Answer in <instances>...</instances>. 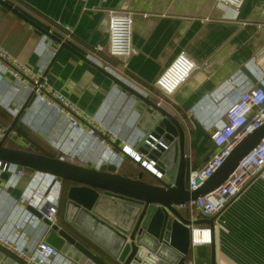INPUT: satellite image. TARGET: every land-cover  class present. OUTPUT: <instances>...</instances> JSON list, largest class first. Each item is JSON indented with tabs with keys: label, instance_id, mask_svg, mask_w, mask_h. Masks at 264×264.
<instances>
[{
	"label": "crops",
	"instance_id": "0c3cea01",
	"mask_svg": "<svg viewBox=\"0 0 264 264\" xmlns=\"http://www.w3.org/2000/svg\"><path fill=\"white\" fill-rule=\"evenodd\" d=\"M5 1L64 40L78 54L90 56L108 66L110 71L144 95L155 97L160 106L184 126L187 148L185 184L190 171L202 168L215 149L207 128L223 119L227 106L242 90L253 85L242 68H246L254 80L264 71V0H246L239 12L217 0ZM110 9L132 13L134 53L124 65L107 53V11ZM66 26L71 28L68 39ZM0 46L33 70L42 71L51 87L61 91L84 112L102 120L114 135L113 141L107 140L114 152L122 153V145L137 148L136 142L144 132L138 125L140 114L136 109V98L78 55L65 48L59 50L55 41L2 5ZM97 46L101 50H97ZM180 50L187 52L197 68L182 85L167 95L157 89L154 82ZM51 51L56 55L51 57ZM13 87L11 78L2 76L0 94L4 93L5 103L0 102V108L5 111L7 103L14 107L24 100V94ZM24 113L32 117L39 114V123L47 118L45 124H48L49 135L60 143L69 134L67 122L36 100L25 107ZM19 122L30 135L25 122ZM0 123L3 128L11 124L2 119ZM5 145L20 147L10 139ZM90 147L91 144L87 145ZM61 148L58 152L55 150L59 156L69 153ZM94 149L100 150L99 156L89 158L94 163L113 162L128 176L156 183L152 173L127 155L122 153V161L116 157L114 161L105 158L101 145L94 146ZM87 152L88 149L84 151ZM87 160L77 154V163L85 165ZM16 172L11 164L0 172V233L17 239L31 250L35 241L45 238L48 232L37 207V198L39 194L44 197L50 186L45 189L47 182L43 173ZM70 185L66 181L60 182L57 222L62 228L68 227L64 220V204ZM35 188L36 195L32 194ZM184 210L189 211L193 221L207 218L187 206ZM189 228L211 230L205 222L193 223ZM211 232L212 242L193 245L190 231L186 264L190 260L195 264H264V177L255 178L226 205L214 218ZM103 237L104 244H109L110 235ZM96 249L101 248L96 246ZM163 255L168 260L174 258L168 252ZM52 264L80 263L61 254Z\"/></svg>",
	"mask_w": 264,
	"mask_h": 264
},
{
	"label": "water",
	"instance_id": "95a60500",
	"mask_svg": "<svg viewBox=\"0 0 264 264\" xmlns=\"http://www.w3.org/2000/svg\"><path fill=\"white\" fill-rule=\"evenodd\" d=\"M0 5L55 41L59 50L65 48L78 55L132 94L138 101L136 109L140 114L139 128L144 132L140 139L143 146L148 148V142L154 143L159 138L167 143L166 148L156 144L158 150L152 152L161 165L157 169L162 177L152 174L156 183L128 176L113 162L81 165L60 156L44 155L34 144L12 132L16 123L22 121L25 107L34 101V95H28L5 128V136L0 140V162L14 165L17 171L49 174L58 182L71 183L64 204V220L68 227L62 228L43 218L48 228L45 240L80 264H164L162 260L167 264H186L189 226L205 222L212 231L214 217L193 221L189 211L184 210L185 205L214 191L224 182L239 160L264 136V124L245 135L202 185L189 191L185 188L187 148L184 126L165 111L155 97L144 95L90 56L78 54L64 40L7 1L0 0ZM242 71L255 83L246 68ZM0 129H3L1 123ZM7 139L20 147L5 145ZM106 234L110 235L109 244H104ZM5 252L0 248V264H23L14 254L6 252V256ZM166 252L173 254L176 260H168L163 255Z\"/></svg>",
	"mask_w": 264,
	"mask_h": 264
},
{
	"label": "built area",
	"instance_id": "2783aa9c",
	"mask_svg": "<svg viewBox=\"0 0 264 264\" xmlns=\"http://www.w3.org/2000/svg\"><path fill=\"white\" fill-rule=\"evenodd\" d=\"M221 4L231 6L236 12L242 8L246 0H217ZM132 13L123 10L110 9L107 11V32L109 56L125 64L126 60L134 53L132 46ZM66 38H70L71 28L65 27ZM101 50L100 47H96ZM55 55L54 51L50 56ZM105 69L110 70L108 66ZM197 68L196 63L189 57L185 50H180L175 58L168 64L163 72L157 77L154 86L164 94H172L182 85ZM7 75L14 84V90L24 94V100L14 107L8 103L4 106L7 112L14 117L22 107L28 95L33 94L34 100L42 106L50 109L54 115L61 116L68 124L70 131L67 137L68 144L85 145L86 142L92 147L101 145L104 148V156L107 159H123L122 153L127 155L143 169L157 177H162L157 169L158 161L153 157V151L158 150L156 144L166 148V141L161 138L155 139L154 143L148 142V148L139 141L137 148L122 145V153L114 152L108 144L114 140V135L108 126L95 116L81 110L74 102L66 97L61 91L51 87L44 78L42 71H35L17 58L13 57L7 50L0 46V79ZM260 84L262 87L256 85ZM264 124V71L257 77L253 85L242 90L237 98L225 109L223 119L209 126V138L214 145V151L200 169L190 171L186 180L185 188L189 191L195 190L202 185L226 159L234 146L254 129ZM113 132H117L116 130ZM5 136V128L0 129V140ZM66 143V142H65ZM63 153V152H62ZM75 151L60 155L74 156ZM65 160V159H64ZM119 161L118 163H120ZM6 163L0 162V172L7 168ZM9 168V167H8ZM22 171H17L20 174ZM42 175V174H41ZM47 182L45 189L50 186L49 191L42 197L37 198V207L41 216L50 223H58V198L60 182L54 176L44 174ZM264 177V136L248 151L238 162L235 169L214 191L198 196L192 202L187 203L190 210H195L203 217H217L231 201L235 200L243 190L257 177ZM53 190V191H52ZM36 195L37 189L32 190ZM52 192V195L50 194ZM191 243L205 244L211 242L212 232L209 228H192ZM0 248L8 253L14 254L23 264H52L59 258L60 251L49 244L45 238L40 237L35 241L31 250H27L23 243L8 235L0 233ZM189 264H195L193 260Z\"/></svg>",
	"mask_w": 264,
	"mask_h": 264
},
{
	"label": "rangeland",
	"instance_id": "374dc122",
	"mask_svg": "<svg viewBox=\"0 0 264 264\" xmlns=\"http://www.w3.org/2000/svg\"><path fill=\"white\" fill-rule=\"evenodd\" d=\"M0 102L5 103L4 93L2 95L0 94ZM10 107H12V106L10 105ZM31 117H32V115H30L29 113H26V114L24 113V115L22 117V121L25 122L24 123L25 125H27V127H28L27 130L29 131V133L32 137H34L35 139H38V140L41 139L46 143L49 142L50 148H53L57 152H58V149H61V150L63 149V148H61V146L64 147L65 150H69L70 152H72V151L76 152V156H73V157L72 156H65V160L79 164V163H77L78 162L77 161V154H80L81 156H84V157H86V159H88L87 162H85V163H88V162L94 163V161H91L89 158L93 159V157L96 158V156L100 155L99 154L100 150H96V149H94V147L87 148V145H90V144H88V142H86L85 145H81V146L78 144H68L67 140L69 139V136L67 137V135L64 137V139H62L63 143H60L58 139H55L51 135H49L48 124H47V126L45 124L46 121H48L46 116H44L46 119L42 120L41 123H39L40 119H41L39 114L37 116L33 115L32 118ZM48 117H49V115H48ZM31 128H34L33 129L34 131L31 130ZM86 149H88V152L84 153V151ZM94 164H96V163H94Z\"/></svg>",
	"mask_w": 264,
	"mask_h": 264
},
{
	"label": "trees",
	"instance_id": "16d2710c",
	"mask_svg": "<svg viewBox=\"0 0 264 264\" xmlns=\"http://www.w3.org/2000/svg\"><path fill=\"white\" fill-rule=\"evenodd\" d=\"M0 119L6 121V122H12L13 117L4 109L0 108ZM14 131L18 133L22 138L26 139L28 142L34 144L40 153L55 157L59 156L55 150L51 149L49 145L46 142H42L40 140L35 139L31 135L25 133L24 128L22 127V124L20 122H17L14 126Z\"/></svg>",
	"mask_w": 264,
	"mask_h": 264
},
{
	"label": "bare ground",
	"instance_id": "6f19581e",
	"mask_svg": "<svg viewBox=\"0 0 264 264\" xmlns=\"http://www.w3.org/2000/svg\"><path fill=\"white\" fill-rule=\"evenodd\" d=\"M120 160H118V162H119ZM96 163H98V162H96Z\"/></svg>",
	"mask_w": 264,
	"mask_h": 264
}]
</instances>
